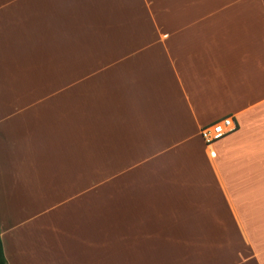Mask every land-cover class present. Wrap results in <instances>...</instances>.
Returning <instances> with one entry per match:
<instances>
[{"label": "crops", "instance_id": "obj_1", "mask_svg": "<svg viewBox=\"0 0 264 264\" xmlns=\"http://www.w3.org/2000/svg\"><path fill=\"white\" fill-rule=\"evenodd\" d=\"M0 231L8 264H264V0H0Z\"/></svg>", "mask_w": 264, "mask_h": 264}, {"label": "built area", "instance_id": "obj_2", "mask_svg": "<svg viewBox=\"0 0 264 264\" xmlns=\"http://www.w3.org/2000/svg\"><path fill=\"white\" fill-rule=\"evenodd\" d=\"M237 127L238 125L235 119L229 116L221 118L202 128V138L206 145L210 147V153L213 157L216 156V152L213 149L214 144L225 135L235 131Z\"/></svg>", "mask_w": 264, "mask_h": 264}, {"label": "trees", "instance_id": "obj_3", "mask_svg": "<svg viewBox=\"0 0 264 264\" xmlns=\"http://www.w3.org/2000/svg\"><path fill=\"white\" fill-rule=\"evenodd\" d=\"M0 264H8V261L6 259L4 249H3V242L1 238V231H0Z\"/></svg>", "mask_w": 264, "mask_h": 264}]
</instances>
